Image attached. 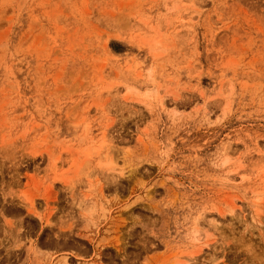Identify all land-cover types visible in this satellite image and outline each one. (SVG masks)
<instances>
[{
	"label": "rangeland",
	"instance_id": "374dc122",
	"mask_svg": "<svg viewBox=\"0 0 264 264\" xmlns=\"http://www.w3.org/2000/svg\"><path fill=\"white\" fill-rule=\"evenodd\" d=\"M63 257L264 264V0H0V264Z\"/></svg>",
	"mask_w": 264,
	"mask_h": 264
},
{
	"label": "bare ground",
	"instance_id": "6f19581e",
	"mask_svg": "<svg viewBox=\"0 0 264 264\" xmlns=\"http://www.w3.org/2000/svg\"><path fill=\"white\" fill-rule=\"evenodd\" d=\"M61 227V226H60ZM71 228V227H70ZM69 230V229H68ZM71 230V229H70ZM192 235V234H191ZM90 241V240H89ZM48 243V242H47ZM113 243V242H112ZM111 243V244H112ZM39 245V244H38ZM115 245V244H114ZM115 246H117V245H115ZM128 259V258H127ZM130 259V258H129ZM61 264H71L70 262H69V260L68 259H66L65 257H63L61 260ZM124 263H126V262H124ZM59 264V263H58ZM101 264V263H100Z\"/></svg>",
	"mask_w": 264,
	"mask_h": 264
}]
</instances>
